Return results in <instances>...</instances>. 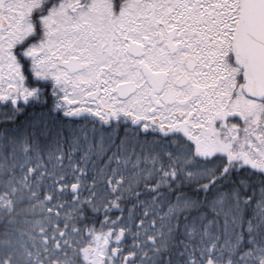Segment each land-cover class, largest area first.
<instances>
[{
	"label": "snow or ice",
	"instance_id": "obj_1",
	"mask_svg": "<svg viewBox=\"0 0 264 264\" xmlns=\"http://www.w3.org/2000/svg\"><path fill=\"white\" fill-rule=\"evenodd\" d=\"M11 197L32 264H264V0H0Z\"/></svg>",
	"mask_w": 264,
	"mask_h": 264
},
{
	"label": "trees",
	"instance_id": "obj_2",
	"mask_svg": "<svg viewBox=\"0 0 264 264\" xmlns=\"http://www.w3.org/2000/svg\"><path fill=\"white\" fill-rule=\"evenodd\" d=\"M11 200V211L0 210V244L10 243L11 247L0 248V252L10 251L13 264H32L27 254L31 251L35 255L41 248L40 237L34 231L40 225L31 204L17 203L16 197H11ZM40 219L41 224L44 223L43 213Z\"/></svg>",
	"mask_w": 264,
	"mask_h": 264
}]
</instances>
